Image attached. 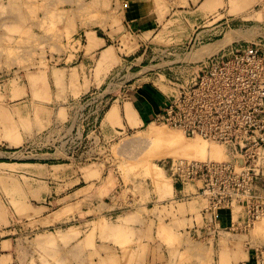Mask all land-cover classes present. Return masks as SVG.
Listing matches in <instances>:
<instances>
[{
    "label": "crops",
    "instance_id": "crops-1",
    "mask_svg": "<svg viewBox=\"0 0 264 264\" xmlns=\"http://www.w3.org/2000/svg\"><path fill=\"white\" fill-rule=\"evenodd\" d=\"M98 1L108 18L95 28V0H0V107L6 98L12 114L10 121L0 114V264L259 262V247L248 246L245 207L220 208L216 230L208 229L202 202L181 180L172 177L167 192L139 183L115 192L109 174L92 165L102 156L79 162L48 145L45 133L69 121L73 100L119 72L97 129L101 147L144 126L201 37L199 49L211 45L212 53L241 42L220 47L233 31L264 41V1Z\"/></svg>",
    "mask_w": 264,
    "mask_h": 264
},
{
    "label": "built area",
    "instance_id": "built-area-1",
    "mask_svg": "<svg viewBox=\"0 0 264 264\" xmlns=\"http://www.w3.org/2000/svg\"><path fill=\"white\" fill-rule=\"evenodd\" d=\"M174 90L153 120L167 123L188 137L224 147L225 158L178 157L171 169L184 183L192 182L202 202L204 225L216 230L222 207H245L244 227L264 216V50L260 43H233L174 70ZM111 92L90 91L72 101L67 128L46 131L50 142L79 162L96 159L91 133L113 101ZM71 129L70 133H68ZM50 142L48 144H50ZM78 147V148H77ZM264 191V190H263ZM262 258L255 264H264ZM245 264V263H244Z\"/></svg>",
    "mask_w": 264,
    "mask_h": 264
},
{
    "label": "rangeland",
    "instance_id": "rangeland-1",
    "mask_svg": "<svg viewBox=\"0 0 264 264\" xmlns=\"http://www.w3.org/2000/svg\"><path fill=\"white\" fill-rule=\"evenodd\" d=\"M263 4H264V2H263ZM98 5H99V1L95 0V28H98V25H102V26L106 25L101 21L98 22V19H100L99 17H101V19L104 17L106 21L108 18L107 15H102L101 13L99 14V11L97 9ZM106 6H108V4H106ZM97 23H101V24H97ZM263 29H264V26L262 27V30ZM235 32L236 31L229 32L226 36H228V37L233 36V34ZM242 33H243V36H242ZM218 34H220V33H218ZM240 34H241V36H239L238 38L239 39L241 38V42L244 40H247V44H250L253 42L260 43V45L262 46V49L264 50V41L259 40V39H255V38L252 39V35L247 33L246 31L241 32ZM240 34L238 32V35H240ZM236 38H237V35L232 37V39H236ZM203 41H204V38L201 37L200 42L194 48L189 47V51L186 53V55H187L186 59L187 60H191L193 58L192 57L193 55H196L201 50L206 49L205 47H207L208 50H210V51L212 50L211 52L216 50L213 47H211V45H205L199 49L201 44H203ZM242 44H243V42H242ZM244 45H246V44H244ZM185 49L187 50V48H185ZM117 78H118V76L115 79H113V78L109 79L107 84H105L104 86H102L98 89H95V91L104 90V89L107 92L113 91L114 86L118 82ZM111 81H115L116 84L114 86L111 85L109 83ZM110 95H112V93ZM3 104L5 106H8L6 98L3 101ZM61 105H62V103H61ZM73 112H74V110H72L71 116L73 115ZM151 120H153V119H150V121ZM70 121H71V117L67 123L61 122V123H57L56 125L63 126V128L66 129L67 128L66 126H69ZM148 123L149 122H147L144 126H139V127L131 126L128 128L127 131H124V132L121 131L122 134H116V136H114L113 139L104 143L102 147H101V143L95 145V149H98L100 146L101 149L99 150V154L97 155V157L102 156V159L99 161V163L92 162L93 163L92 165H95V167L97 166L98 169L101 168L102 172H104L106 175L109 174L110 182L112 184H115V188H114L115 192L118 190L121 191V189L126 188V186L129 187L130 185H133V184L136 185L137 183H139L140 185L144 184L147 187L153 188L154 191H159V192L165 191V192H167L169 189L171 190V187L168 188V186H166V185L158 184L156 181H154V179H152L153 175L150 173L151 172L150 171V165L153 164L154 162L158 163L162 167L163 175L166 176L168 179L171 178V181H173L172 177L177 178L176 175L173 173L172 169H171V171L170 170L167 171V169L164 165L165 162H167L169 160H170V162L174 161L175 156H163V157L157 156V157H155L157 155V153H155V152L153 153V151L149 149L148 143L145 144L144 139H142L143 134H145L146 129L148 128ZM155 123L161 124V125L163 124V126L165 125L172 130H176L175 128L173 129V127H170L169 125H167L166 123H162V122H155ZM132 124L133 123L131 122V125ZM51 129L52 128H50L49 130L52 131ZM70 131H71V129H69L68 133H70ZM16 132H18L17 136H19V130L16 129ZM10 136L11 135H9V137ZM204 142H205L204 144L206 145L207 151H210L211 150L210 148L214 147V145L219 146L218 144H215V143L211 144V143H207V141H204ZM48 145L54 146V145H58V144H56L53 140L52 144H48ZM221 147H222L223 152H224V147L223 146H221ZM149 151L150 152L152 151L151 154H156V155L155 156L151 155L149 153ZM59 152L65 153V150H63L61 148L59 150ZM209 155L211 156V154L208 153V155L206 157H208ZM153 157H155V158H153ZM223 157L225 158V154H222V156L218 157V159H221ZM92 160L96 161L95 159H92ZM92 160H90V161H92ZM172 164H173V162L171 163V166H172ZM85 167H88V166L86 165ZM167 168H169V167L167 166ZM262 183H263V186H262L263 189L261 190V192L264 193V191H263L264 190V181H262ZM182 184L185 187L187 185L192 187L193 190L191 189L190 193H192L193 191H194L193 193L196 192L195 185L192 182H189V183L188 182L187 183L182 182ZM57 213H58V211H57ZM93 219H95V214L88 216V219L86 217V220H93ZM260 221H261L262 225H261ZM69 222H71V221H69ZM87 226H89V225H87ZM45 228L49 229L50 227H45ZM45 228H42L41 231H43ZM52 228H56V225H53ZM57 228H59V227H57ZM52 230H54V229H52ZM23 234H24V236H28L31 233L29 231H25ZM250 236H251V238L248 241V246H252V247L258 246L260 248L264 247V217H261L260 219L255 221V223L252 224Z\"/></svg>",
    "mask_w": 264,
    "mask_h": 264
},
{
    "label": "bare ground",
    "instance_id": "bare-ground-1",
    "mask_svg": "<svg viewBox=\"0 0 264 264\" xmlns=\"http://www.w3.org/2000/svg\"><path fill=\"white\" fill-rule=\"evenodd\" d=\"M223 2H224V0H223ZM245 5H247V4L245 3ZM240 33L241 32H239V34ZM236 35H237V39H238L239 36H241V34L238 35V32H235L233 34V36H230V37L226 36L224 39L220 40V42H219V43H221L220 47H221L223 42L228 43V41L229 40H233L232 37H234ZM242 36H243V33H242ZM3 41H4V39H3ZM205 48L206 49L201 50L196 55H193L192 57L194 59L192 58L191 60H195V58L196 59H200V58L203 59V58L213 54L211 52L212 50L210 51V50H208L207 47H205ZM112 51H113V49H112ZM113 53H114V51H113ZM187 61L189 62L190 60H187ZM120 75L121 74L119 72L118 76H120ZM47 77H48V75H47ZM110 84L114 86L116 84V82L115 81H111ZM24 108H26V107H24ZM8 109H9L8 106H4V108L0 107V114L3 117L4 120L10 121V120H12V114H11V112ZM129 109H130V114H131V115L128 114L129 118H130L129 120L131 122H134V114H133L134 112L133 111H135V110L132 109V108H129ZM115 113H116L115 111L111 112L110 117L112 119H113V116L115 115ZM142 139H144L145 144L148 143L149 149L152 150L153 153L154 152L157 153V155L156 154H151L152 151L151 152L149 151V153L151 155H153V156L156 155L155 157H157V156L158 157L175 156L174 160H176L178 157L189 158V159H202V158L204 159L208 155V153H210L211 156H213V158L215 157V158L218 159V157H221L222 154H224L223 149H222V147L220 145L219 146L214 145V147L210 148L211 149L210 151H207L206 145L204 144L205 140H203L202 138H199V137H188L181 130H178V129L172 130V129L168 128L165 125L163 126V124L161 125V124L155 123V121H152V122L150 121L148 123V128L146 129L145 134H143ZM155 157H153V158H155ZM151 165H150V171H151L150 173L153 175L152 179H154V181H156L158 184L166 185V186H168V188H170L171 184H172L171 183L172 182L171 178L168 179L166 176L163 175L162 167L156 162H154ZM60 215H61L60 212L56 213V217H58ZM260 223H261V221H260ZM261 225H262V223H261Z\"/></svg>",
    "mask_w": 264,
    "mask_h": 264
},
{
    "label": "water",
    "instance_id": "water-1",
    "mask_svg": "<svg viewBox=\"0 0 264 264\" xmlns=\"http://www.w3.org/2000/svg\"><path fill=\"white\" fill-rule=\"evenodd\" d=\"M91 139H92V144L95 146L99 143H101V137L100 134L98 132V130L95 131V133H91Z\"/></svg>",
    "mask_w": 264,
    "mask_h": 264
}]
</instances>
